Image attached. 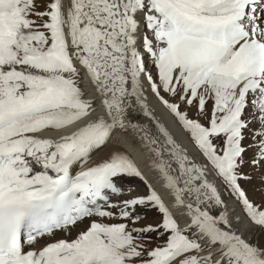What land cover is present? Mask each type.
I'll return each instance as SVG.
<instances>
[{"label":"snow or ice","instance_id":"6c2138e0","mask_svg":"<svg viewBox=\"0 0 264 264\" xmlns=\"http://www.w3.org/2000/svg\"><path fill=\"white\" fill-rule=\"evenodd\" d=\"M129 128L171 204L127 153L90 162ZM241 180L264 195V0H0V264H264Z\"/></svg>","mask_w":264,"mask_h":264},{"label":"bare ground","instance_id":"6f19581e","mask_svg":"<svg viewBox=\"0 0 264 264\" xmlns=\"http://www.w3.org/2000/svg\"><path fill=\"white\" fill-rule=\"evenodd\" d=\"M84 88L86 91V98L87 97H95L97 95L96 90L94 88V85L92 84L90 78L88 77L87 74H84ZM100 103L99 100H96V105ZM151 103L155 108V115L158 116L164 123L165 125L169 128V130L172 132L174 135V138L183 146L185 147L190 155L197 156L199 158V153L197 152L195 145L191 142L187 134L184 132V129L176 119V117L171 114L166 108L161 105L156 98L153 96L151 97ZM135 121H138L140 123H147L150 126L153 127L152 122L147 118L142 115L133 117ZM75 127L73 125L72 127L65 128L61 131L63 132H70L72 128ZM50 133L55 134L56 130H48ZM109 146H117L120 148H123L127 151H129L135 159L138 161L139 165L144 169V172L146 176L148 177L149 181L159 190L161 191L164 195L165 193H168L162 186L161 183L157 182L155 179V173L150 172L147 167V158L144 155V148L141 146V141L138 138V135L133 132L131 128H129L127 131H116L113 133L111 140L107 143ZM106 144V145H107ZM105 145V147H106ZM104 147V148H105ZM103 148V149H104ZM102 150V149H101ZM100 150V151H101ZM92 157L95 158L99 155L98 151H95L92 153ZM91 157V158H92ZM92 158V159H93ZM34 168L39 170V166L34 165ZM139 192V189L137 190ZM166 197V196H165ZM172 198V197H171ZM171 200H167V203L171 204ZM231 202V201H230ZM171 210L174 211L175 216H177V220L181 221V225L183 226L187 221L188 217L187 215H182L181 213L185 212V209L182 207H177V208H172ZM75 233V232H74ZM252 234V233H251ZM250 233L246 232L244 235L248 237L251 235ZM71 239V238H70Z\"/></svg>","mask_w":264,"mask_h":264},{"label":"rangeland","instance_id":"374dc122","mask_svg":"<svg viewBox=\"0 0 264 264\" xmlns=\"http://www.w3.org/2000/svg\"><path fill=\"white\" fill-rule=\"evenodd\" d=\"M37 2L38 3H46L47 2V0H37ZM40 10H43L42 8L40 9ZM78 86L79 87H81V89H82V91H83V86L81 85V83H79V81H78ZM84 93V92H83ZM181 110H184V106L182 105L181 106ZM193 112H194V109L193 110H190L189 111V115L190 116H192V114H193ZM177 119V118H176ZM201 119H203V118H201ZM184 132L187 134V136L189 137V139L191 140V138H190V134L187 132V131H185L184 130ZM191 142H192V140H191ZM248 141H245V143H247ZM193 143V142H192ZM194 144V143H193ZM104 148V147H103ZM102 148V150L100 151V150H98V153H99V155L97 156V157H95V158H91V161L90 162H96V161H99L100 159H106V158H108V156L110 155V153L112 152V151H120V152H124V153H127L133 160H134V158H133V156L130 154V153H128L127 152V150L125 151V149L124 150H122L123 148H120V147H117V146H108V144H107V147H105L104 149ZM93 156V155H92ZM135 161V160H134ZM249 169H247V168H245V169H242V171H248ZM127 183H130V184H134V185H136L137 186V190L138 189H141L142 188V190H140L139 192H134V193H132V195H136L137 193H143V192H146V189H145V184H144V182L143 181H141L140 179H138V178H133V179H131V180H129V181H127ZM240 183H241V185H242V187H244L246 190H247V192H248V195H249V198L250 199H252V200H254L255 202H257V203H262V202H264V195H262L260 192H258V191H255L254 190V184H252V183H249V182H247V181H244V180H241L240 181ZM145 185V186H144ZM125 198H128L127 196H121V197H113V199H125ZM227 198V197H226ZM137 211H143V209H137ZM159 219V213L157 212V211H155V210H152V211H150V212H148L147 214H146V219H144V220H142L141 222H140V226H143V225H147V224H149V223H155L156 222V220H158ZM87 221H85V223H86ZM83 227V225H77L75 228H72L71 229V236H69L68 238L70 239V238H73V237H75V235L77 234V232L80 230V228H82ZM75 232V233H74ZM150 236H152L153 237V240H152V243H150V244H148V247L149 248H151V247H153V246H155L157 243H160V241H157L156 239H155V233H150L149 234ZM56 236H57V238H59V237H63L64 236V233L63 232H57L56 233ZM251 239L253 240V241H258V242H260L262 245H264V232H261L259 229H255L253 232H252V234H251Z\"/></svg>","mask_w":264,"mask_h":264}]
</instances>
